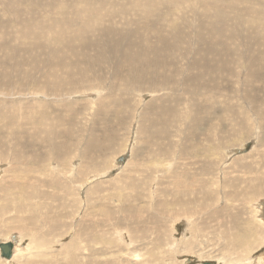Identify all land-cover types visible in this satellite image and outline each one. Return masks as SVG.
Returning <instances> with one entry per match:
<instances>
[{"label":"rangeland","instance_id":"1","mask_svg":"<svg viewBox=\"0 0 264 264\" xmlns=\"http://www.w3.org/2000/svg\"><path fill=\"white\" fill-rule=\"evenodd\" d=\"M178 1L0 0V264H264V0Z\"/></svg>","mask_w":264,"mask_h":264},{"label":"bare ground","instance_id":"2","mask_svg":"<svg viewBox=\"0 0 264 264\" xmlns=\"http://www.w3.org/2000/svg\"><path fill=\"white\" fill-rule=\"evenodd\" d=\"M163 1H164V0H163ZM173 1H174V0H173ZM176 1H177V0H176ZM181 1H182V0L176 2V4L174 5V6H176V7L178 6L177 9H178L179 6L181 5ZM193 1H194V0H193ZM207 1H208V0H207ZM183 3H184V1H183ZM190 3H191V2H190ZM203 3H204V2H203ZM207 3H209V2H207ZM248 3H249V2H248ZM160 4H161V2H160ZM212 4H213V3H212ZM228 4H229V3H228ZM193 5H194V4H193ZM208 5H209V4H208ZM191 6H192V5H191ZM210 6H211V4H210ZM214 6H215V5H214ZM214 6H213V7H214ZM227 6H229V5H227ZM142 7H144V8L147 9V8H148V3H144ZM211 7H212V6H211ZM225 7H226V6H225ZM155 8H156V7H155ZM172 9H173V6H172ZM190 9H191V8H190ZM210 9H211V8H210ZM235 9H236V8H235ZM179 10H180V8H179ZM183 10H184V9H183ZM213 10H216V9H213ZM192 11H193V10H192ZM194 11H195V10H194ZM208 11H209V10H208ZM211 11H212V10H211ZM173 12H176V11H173ZM198 12H200V11H198ZM216 12H218V11H215V14H219V13H216ZM155 13H156V12H155ZM170 13H171V11H170ZM206 13H208V14L211 15L210 12H207V11H206ZM195 14H196V13H195ZM208 14H207V15H208ZM220 14H221V13H220ZM168 15H169V13H168ZM185 15H186V14H185ZM213 15H214V14H212L211 16H213ZM225 15H226V14H225ZM203 16H204V15H203ZM208 16H209V15H208ZM220 16H221V15H220ZM222 16H223V15H222ZM173 17H174V16H173ZM217 17H218V16H217ZM178 18H179V16H178ZM203 18H205V17H203ZM212 18H213V17H212ZM167 19L169 20V18H167ZM182 19H183V18H182ZM220 19H221V18H220ZM222 19H223V17H222ZM176 20H177V17H176ZM178 20H179V19H178ZM224 20H225V19H224ZM224 20H223V21L221 20V21L224 22ZM127 22H129V21H127ZM168 22H169V21H168ZM206 22H207V21H206ZM208 22H209V21H208ZM213 22H214V21H213ZM129 23H131V22H129ZM169 23H170V22H169ZM176 23H177V22H176ZM178 24H179V23H177V25H178ZM27 25H28V24H27ZM170 25H172V24H170ZM177 25H176V27H177ZM222 25H223V24H222ZM206 26H207V25H206ZM209 26H211V25L209 24ZM220 26H221V23H220L219 27H220ZM179 27H180V26H179ZM207 27H208V26H207ZM213 27H214V25H213ZM219 27H218V28H219ZM94 28H95V26H94ZM142 28H143L144 31H148V28H149V26H148V22L144 21V22H143V25H142ZM222 28H223V27H222ZM174 29H175V28H174ZM193 29H194V27H193ZM216 30H217V29H216ZM250 30H251V29H250ZM27 31H28V30H27ZM172 32H173V31H172ZM21 33H22V32H21ZM29 33H30V32H29ZM168 33H169V32H168ZM22 34H23V33H22ZM178 34H179V33H178ZM225 34H226V33H225ZM30 36H33V35H31V33H30ZM229 37H230V36H229ZM200 42H201V41H200ZM200 42H199V43H200ZM223 42H224V41H223ZM218 44H219V43H218ZM203 45H204V44H203ZM215 45H217V44H215ZM215 45H214V46H215ZM217 46H218V45H217ZM212 50H213V49H212ZM157 53H158V52H157ZM149 58H150V57H149ZM170 59H171V58H170ZM145 61H146V60H145ZM142 62H143V61H142ZM147 62L151 63V61H149L148 59H147ZM153 62H154V60H153ZM164 62H165V61H164ZM149 63H146L145 65L149 66V65H148ZM150 66H151V65H150ZM162 69H163V68H162ZM159 70H160V69H159ZM43 88H45V90H43ZM42 90L44 91L43 93L46 94V93H47V85H45L44 87H42ZM60 92H61V90H60ZM177 114H178V113H177ZM165 126H166V125H165ZM34 160H35V159H34ZM247 164H248V163H247ZM240 165L243 166V164H240ZM184 176H185V175H182V176H177V175H176L175 179L178 178V179H179L178 181L188 180V178H187V179H182V177H184ZM189 189H190V188H189ZM177 190H178V189H177ZM179 192H180V191H179ZM188 193H189V192H188ZM60 203H61V202H60ZM89 203H90V202H89ZM62 208H64V207H62ZM73 208H74V207H73ZM76 208H77V207H76ZM68 209H69V208H68ZM101 209H102V208H101ZM105 209H106V208H105ZM32 210H33V209H32ZM36 210H38V209H36ZM40 210H41V209H40ZM40 210H39V211H40ZM69 210H70V209H69ZM97 210H98V209H97ZM41 211H42V210H41ZM74 211H75V210H74ZM76 211H77V210H76ZM76 211H75V212H76ZM30 212H31V211H30ZM78 212H79V211H78ZM79 213H80V212H79ZM109 213H110V212H109ZM122 213H124V212H122ZM40 214H41V213H40ZM72 214H74V213H72ZM114 214H115V213H114ZM114 214H109V215H110V216L112 215L111 217H113ZM35 215H37V214H35ZM41 215H42V214H41ZM43 215H44V213H43ZM45 215H46V214H45ZM56 215H57V214H56ZM74 215H75V214H74ZM90 215H91V214H90ZM107 215H108V214H106V215H104V216H107ZM110 216H109V217H110ZM114 216H115V215H114ZM119 216H120V215H119ZM40 217H43V216H40ZM51 217H52V216H51ZM64 217H65V216H64ZM109 217H106V218H109ZM116 217H117V216H116ZM44 218H45V217H44ZM104 218H105V217H104ZM113 218H114V217H113ZM113 218H112V219H113ZM124 218H125V217H124ZM40 219H41V218H40ZM45 219H46V218H45ZM45 219H43V222H44ZM91 219H92V218H91ZM52 220H53V219H52ZM78 220H79V219H78ZM108 220H109V219H108ZM113 220H114V219H113ZM121 220H122V219H121ZM124 220H125V219H123L122 221H124ZM67 221H68V220H67ZM117 221H118V220H117ZM40 222H41V221H40ZM48 222H49V221H48ZM87 222L89 223V222H92V221L90 220V221H87ZM55 223L58 224V222H54V224H53L54 226H55ZM85 223H86V221H85ZM95 223H96V222H95ZM99 223H100V222H99ZM114 223H115V222H114ZM134 223H135V222H134ZM24 224H25V223H24ZM49 224H50V223H49ZM57 224H56V225H57ZM60 224H61V223H60ZM82 224H84V222L82 223V220L79 221V222H76V225H79V226H78V230H76V231L81 230V232L79 231L80 234H79V232H77L76 234H74L72 240H71L69 243L63 245L64 249L67 250L68 246H69V245L71 246L72 244H74L75 241H76V243H77V240H79V238L81 239V237H80L81 234L83 235L82 238H86V237H88V239L92 238V235L94 234L95 231H94V232L92 231L93 234H91V233H92L91 231H89V232L87 233L88 230H87V231H86V230L84 231V229H85L84 227H85L86 225H85V226H82V227H83V230H82V227H80ZM115 224H117V222H116ZM115 224H114V225H115ZM119 224H120V223H119ZM146 224H148V223H146ZM50 225H51V224H50ZM53 225H52V227H54ZM76 225H73L74 228H77ZM91 225H92V224H91ZM120 225H123V224L121 223ZM128 225H129V224H128ZM140 225H143V224H140ZM94 226H95V225H94ZM94 226H93V227H94ZM117 226H118V225H117ZM131 226H132V223H131ZM33 227H34V225H33ZM96 227H97V226H96ZM132 227H133V226H132ZM140 227H141V226H140ZM35 228H36V227H35ZM45 228H46V227H45ZM50 228H51V227H50ZM56 228H57V226H56ZM72 228H73V227H72ZM94 228H95V227H94ZM115 228H116V227H115ZM127 228H128V227H127ZM133 228H134V227H133ZM133 228H131V230H130V227H129V230L127 229L128 232H129V233L133 232ZM46 229H47V228H46ZM51 229H52V228H51ZM88 229H91V228H88ZM92 229H93V228H92ZM134 229H135V228H134ZM55 230H56V229H55ZM45 231H46V230H45ZM43 232H44V231H43ZM46 232L49 233L50 230H49V231H46ZM57 232H58V231H57ZM100 232H101V231H100ZM117 232H118V231H117ZM39 233H40V232H39ZM39 233H38V234H39ZM44 233H45V232H44ZM86 233H87V234H86ZM35 234H37V232H36ZM55 234H59V233H54V235H53V233H52L53 236H51V235H50L51 237L48 236V239H49L48 242H49V244H53V243H55V240L58 239V235H55ZM61 234H62V233H61ZM119 234H120V233H119ZM48 235H49V234H48ZM96 235H98V234L96 233ZM117 235H118V234H117ZM130 235H133V234L131 233ZM39 236H41V235H39ZM101 236H102V235H101ZM41 237H42V236H41ZM46 237H47V236H46ZM56 237H57V238H56ZM102 237H104V236H102ZM120 237H121V235H120ZM120 237H119V238H120ZM130 237H131V236H130ZM135 237H136V236H134V235L132 236V239L134 238V242H132L133 244L136 243V241H137V240L135 241V239H136ZM156 237L162 239V237H160V234L156 235ZM55 238H56V239H55ZM93 238H94V237H93ZM93 238L91 239V241L93 240ZM109 238H110V237H109ZM95 239H96V238H95ZM95 239H94V240H95ZM37 240H38V239H37ZM82 240H84V239H82ZM101 240H102V242H104L103 239H101ZM105 240L107 241L108 239H105ZM123 240H124V239H123ZM123 240H122V242H123ZM158 240H159V239H158ZM80 241H81V240H80ZM120 241H121V240H120ZM124 241H125V240H124ZM38 242H39V241H38ZM156 242H157V241H156ZM176 242H177V241H176ZM20 243H21V242H20ZM173 243H174V242H173ZM41 244H42V243H41ZM41 244H40V245H41ZM83 244H84V243H83ZM96 244H97V243H96ZM116 244H117V242H116ZM120 244H121V243H120ZM155 244H156V243H155ZM43 245H44V244H43ZM43 245H42V246H43ZM77 245H78V244H77ZM77 245H76V246H77ZM79 245H80V244H79ZM85 245H86V244H85ZM112 245H113V243H112ZM117 245H119V244H117ZM127 245H128V244H127ZM124 246H125V245H124ZM128 246H129V245H128ZM155 246H156V245H155ZM72 247H73V246H72ZM49 248H50V247H49ZM19 249H20V248H19ZM45 249H47V248H45ZM76 249H78V248H76ZM107 249H108V248H107ZM135 250H136V249H135ZM78 251H79V250H78ZM132 251H133V250H132ZM18 252H19V251H18ZM24 252H25V251H24ZM63 252H65V251H63ZM76 252H77V251H76ZM115 252H116V251H115ZM138 252H139V251H138ZM33 253H34V252H33ZM61 253H62V250H61ZM174 253H175V252H174ZM75 254H76V253H75ZM75 254H74V255H75ZM66 255H67V252H66ZM133 255H135L136 257H141V254H139V253H135V254H133ZM103 256H104V255H103ZM142 256H143V255H142ZM153 256H154V254H152V257H153ZM262 256H263V255H262ZM13 257H14V256H13ZM53 257H54V256H53ZM64 257H65V256H64ZM69 257H71V256H69ZM65 258H66V257H65ZM72 258H74V257L72 256ZM141 258H142V257H141ZM9 259H10V258H9ZM9 259H8V260H9ZM69 259H71V258H69ZM261 259H264V256H263ZM261 259H260V260H261ZM76 260H78V256H77V259H76ZM145 260H146V262L148 263V258H145ZM81 261H82V260H81ZM49 262H50V261H49ZM51 262H52V261H51ZM30 263H31V262H30Z\"/></svg>","mask_w":264,"mask_h":264},{"label":"water","instance_id":"3","mask_svg":"<svg viewBox=\"0 0 264 264\" xmlns=\"http://www.w3.org/2000/svg\"><path fill=\"white\" fill-rule=\"evenodd\" d=\"M13 245L12 241L0 243L1 256L4 258H11Z\"/></svg>","mask_w":264,"mask_h":264}]
</instances>
